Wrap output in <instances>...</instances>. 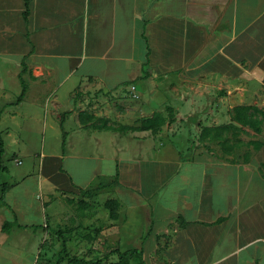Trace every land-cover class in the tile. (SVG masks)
Returning <instances> with one entry per match:
<instances>
[{
	"label": "crops",
	"instance_id": "1",
	"mask_svg": "<svg viewBox=\"0 0 264 264\" xmlns=\"http://www.w3.org/2000/svg\"><path fill=\"white\" fill-rule=\"evenodd\" d=\"M5 81L26 92L0 122L48 106L42 130L61 146L38 178L0 176V264H120L132 249L130 264H264V142L236 160L200 144L264 89V0H0ZM156 111L155 134L90 119L139 126Z\"/></svg>",
	"mask_w": 264,
	"mask_h": 264
},
{
	"label": "rangeland",
	"instance_id": "2",
	"mask_svg": "<svg viewBox=\"0 0 264 264\" xmlns=\"http://www.w3.org/2000/svg\"><path fill=\"white\" fill-rule=\"evenodd\" d=\"M1 85L3 88L0 89V109L4 110L7 105H10L7 103L15 102L18 99V95L21 92V84L18 81L15 84L13 82L5 81L1 83ZM248 92L249 96H247V98L245 97L246 100L263 108L264 89L261 88L260 93L258 94L254 88L249 86ZM253 94L256 96V98H253ZM245 98L242 99L243 102ZM9 107L11 110L15 109V106ZM23 108L24 110H27L30 107L25 105V107H22V109L20 110H23ZM80 108H82V106ZM44 111L45 109L42 106L40 110L34 112L35 118L31 120L28 119L29 115L27 114H19L16 117H11L9 113H6L2 121L0 122V132L4 144V153L0 156V176L1 179H3L5 182H9L10 178L13 176L23 177L24 174L28 176L27 178L29 179L38 178L40 176V162L43 160L44 156H49L48 158H51L52 155L60 152L61 136L58 137L56 135H50L47 134V132H45L44 134L42 130L44 127V117L48 116L49 118H51L48 113V106L47 112L45 113ZM164 112L166 113L167 110H164ZM229 112L231 113L232 109ZM227 113L225 114L228 115ZM211 122H213L212 124H220L223 121L222 119H220L218 121ZM114 123L122 124V122L118 119ZM116 132L118 133L119 137H122V134H125V136L128 137L130 136V133H132V131ZM223 134L228 138V141L225 144L221 143L219 140H211L210 138L206 140H200V144L206 149L212 151V153L219 158L236 160L237 158H242L243 156L252 157L254 151L256 150V144H254V142H264V130L261 133H257L249 127H242L241 129L237 130L231 129L228 131H224ZM227 151H230L229 154L226 153ZM17 160L21 161V163H19ZM60 164L61 163L58 164L59 167L61 166ZM65 166L70 167L68 169L70 171L69 176H74L73 178L77 179V176L79 175L77 174V172L79 171L77 162L75 160L72 162L69 161L65 163ZM8 169L10 170V172H8ZM103 169L105 170L101 173L100 178L102 181L114 172L113 166L107 165ZM60 171L64 172L62 169ZM61 175L65 176V174L63 173H61ZM90 178L91 176L89 177V179ZM26 183L32 184L30 180L26 181ZM22 187L28 188V185L26 184ZM17 190L18 188L16 189V191ZM92 191L93 190L90 189V192ZM75 192L77 193V191ZM58 193L60 195H63V190H59ZM107 193L110 192H104V195H107ZM24 200L26 203L30 202L32 204L31 209L36 208L40 205L39 201H34L31 197H26L24 198ZM75 206L76 203L73 204V207Z\"/></svg>",
	"mask_w": 264,
	"mask_h": 264
},
{
	"label": "trees",
	"instance_id": "3",
	"mask_svg": "<svg viewBox=\"0 0 264 264\" xmlns=\"http://www.w3.org/2000/svg\"><path fill=\"white\" fill-rule=\"evenodd\" d=\"M25 92H26V85L22 81V91H21V94L18 96V99H17L18 102L24 98ZM166 110L169 111L171 115L172 108L168 106ZM1 113L2 111L0 109V115ZM231 117H232V120L236 122L237 124H239L240 126L235 123L223 124L219 126H204L202 129V135H201L202 139L204 140L208 138H210L211 140L216 139V140H219L221 143L225 144L228 141V138L223 134L224 131H228L231 129L237 130V129H241L242 127H249L257 133H261L264 130V127H263L264 126V107L260 108L257 105H247V104L238 105L232 109ZM90 119L91 121H94L93 123L94 126L100 129H113V130L122 131V132L123 131L127 132V131L148 130L154 134L157 133L159 130H161L163 125H165L167 122L166 117L161 111H156L152 117L143 120L141 125L139 126H130V125H124V124H108L109 123L108 120H105L103 118H97L92 115L90 116ZM172 121H173V117L171 115L169 116V122H172ZM61 126H63L62 121H61ZM261 143L262 142H254V144H256V147L260 146ZM0 147H1L0 148V156H1L4 153V144H3L2 137H1V132H0ZM229 152L230 151H227L226 153L229 154ZM0 161H1V157H0ZM0 168H1V163H0ZM118 175L116 176L115 181L118 180L117 179ZM3 195H4V190L2 189V195L0 196V203L4 202ZM105 205L107 208L110 209L111 217L116 218L118 216L117 214V209L119 207L118 201L111 199V200H108ZM10 225L11 224L9 223L4 224L3 229L8 231V227ZM117 253L119 255L120 264H130L129 259L132 256L141 257V252L138 249H132V250L125 251V252H121L120 250H117ZM77 262L84 263V264L94 263L93 261H84V260H77ZM95 263H97V261ZM138 264H145V262L141 260Z\"/></svg>",
	"mask_w": 264,
	"mask_h": 264
},
{
	"label": "built area",
	"instance_id": "4",
	"mask_svg": "<svg viewBox=\"0 0 264 264\" xmlns=\"http://www.w3.org/2000/svg\"><path fill=\"white\" fill-rule=\"evenodd\" d=\"M131 94H132V96L134 97V98H137L138 97V95L136 94V92H135V87H132V89H131ZM19 163H21V161H19V160H17ZM34 264H39V262H35Z\"/></svg>",
	"mask_w": 264,
	"mask_h": 264
}]
</instances>
